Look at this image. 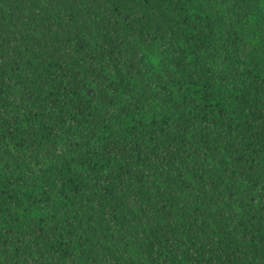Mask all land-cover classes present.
<instances>
[{"label": "trees", "instance_id": "1", "mask_svg": "<svg viewBox=\"0 0 264 264\" xmlns=\"http://www.w3.org/2000/svg\"><path fill=\"white\" fill-rule=\"evenodd\" d=\"M0 264H264V0H0Z\"/></svg>", "mask_w": 264, "mask_h": 264}]
</instances>
